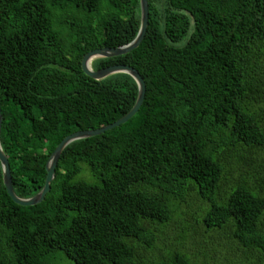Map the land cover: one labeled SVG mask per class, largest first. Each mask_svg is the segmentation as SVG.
Masks as SVG:
<instances>
[{"label": "trees", "instance_id": "1", "mask_svg": "<svg viewBox=\"0 0 264 264\" xmlns=\"http://www.w3.org/2000/svg\"><path fill=\"white\" fill-rule=\"evenodd\" d=\"M148 1L140 46L92 62L140 72L138 113L69 144L39 204L12 200L0 161V264H200L189 222L168 236L184 215L247 264L264 256V0ZM140 25V0H0L1 144L19 197L43 189L66 136L133 108L129 74L95 80L81 63Z\"/></svg>", "mask_w": 264, "mask_h": 264}, {"label": "water", "instance_id": "2", "mask_svg": "<svg viewBox=\"0 0 264 264\" xmlns=\"http://www.w3.org/2000/svg\"><path fill=\"white\" fill-rule=\"evenodd\" d=\"M140 9H141V25H140V29H139V32L136 38L132 42L125 44V45L118 46V47H104V48L94 49L88 52L84 56L82 63H81L82 70L84 71V73L95 80H103L117 73L129 74L136 81L138 85V97H137V100L133 108L126 115H124L122 118H120L119 120L115 121L112 124H109V125H106L101 128L94 129V130L91 129V130L77 131V132H74L66 136L58 144L54 152L51 154L49 160L47 161V164H46L47 178H46V182H45L43 189L33 197L21 198L16 194L14 190L10 163H9L8 157L6 153L4 152L2 148V144H1L2 123H3L4 117L2 114V106L0 103V161H1L2 168H3L4 185L6 187V190L9 196L12 198V200L15 203L22 205V206H33V205L41 203L45 199L47 193L51 189V183L55 178V173H56V168L58 165L59 158L62 152L64 151V149L69 144H71L74 141L80 140V139H85V138L94 137V136L103 134L106 131L119 127L125 124L126 122H128L140 110L144 102L145 95H146V82L144 78L142 77V75L140 74V72L136 68L130 65H125V64H115V65H111V66L96 70L92 66V62L98 58H112V57H117L120 55L128 54L140 46L148 30L149 1L140 0Z\"/></svg>", "mask_w": 264, "mask_h": 264}, {"label": "rangeland", "instance_id": "3", "mask_svg": "<svg viewBox=\"0 0 264 264\" xmlns=\"http://www.w3.org/2000/svg\"><path fill=\"white\" fill-rule=\"evenodd\" d=\"M192 202L194 203V207L192 211H189L190 213L194 211V214L197 215L200 205L194 200ZM188 222L190 224V231L187 232V238L184 241L188 252L195 255L199 250H202V253L205 254L199 258H196V255L195 257L193 256L195 261L197 260L200 264H247L240 259L242 254H240V257H237V255L234 256L233 253L229 251V243L227 242L229 238H227L226 235H221V232H217L212 235L211 233H205V236L203 234L205 231L204 225L197 226L194 219L189 215H184L183 217L180 216L178 220H175L170 224L168 236L171 241H173L174 238L176 239L178 234L176 230L178 229V226L186 227ZM181 234L178 235V238ZM229 234H231V232H229ZM58 257H60L58 259V264H75L73 260L67 258V256L61 252L58 254ZM251 264H264V256L260 254Z\"/></svg>", "mask_w": 264, "mask_h": 264}]
</instances>
